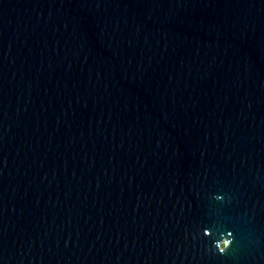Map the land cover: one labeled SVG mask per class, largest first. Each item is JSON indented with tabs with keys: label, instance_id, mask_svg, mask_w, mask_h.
Here are the masks:
<instances>
[{
	"label": "water",
	"instance_id": "water-1",
	"mask_svg": "<svg viewBox=\"0 0 264 264\" xmlns=\"http://www.w3.org/2000/svg\"><path fill=\"white\" fill-rule=\"evenodd\" d=\"M0 264H264V0H0Z\"/></svg>",
	"mask_w": 264,
	"mask_h": 264
},
{
	"label": "clouds",
	"instance_id": "clouds-1",
	"mask_svg": "<svg viewBox=\"0 0 264 264\" xmlns=\"http://www.w3.org/2000/svg\"><path fill=\"white\" fill-rule=\"evenodd\" d=\"M217 200H221L222 197L217 196L216 197ZM207 233V232H205ZM233 243V237H232V233L228 232V233H221L219 235V239L215 240L213 242V247L215 248V250L223 255L227 252V250L230 248V246Z\"/></svg>",
	"mask_w": 264,
	"mask_h": 264
}]
</instances>
